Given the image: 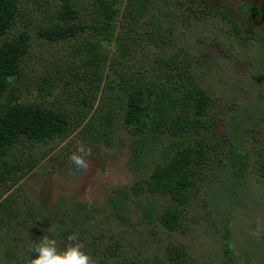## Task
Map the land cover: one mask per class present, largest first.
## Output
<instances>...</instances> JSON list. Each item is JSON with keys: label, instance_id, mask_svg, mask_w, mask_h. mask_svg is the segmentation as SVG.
Listing matches in <instances>:
<instances>
[{"label": "trees", "instance_id": "1", "mask_svg": "<svg viewBox=\"0 0 264 264\" xmlns=\"http://www.w3.org/2000/svg\"><path fill=\"white\" fill-rule=\"evenodd\" d=\"M23 1L0 0V264H28L30 245L41 235H54L63 245L73 232L79 234L94 264H208L174 239L159 252L141 254L133 235H125L126 228L106 229L97 224L99 217L93 216L91 206L72 198L63 209L40 219V208L18 182L34 161L22 163L10 157L19 144L45 145L64 138L70 127L95 144L108 145L123 123L130 135L128 167L135 178L128 189H112L108 215L129 223V215L136 211L138 223L145 224L151 236L159 228L190 231L195 226L190 219L200 204L196 201L204 202L201 176L207 164L227 163L238 180L248 170L249 144L257 148L250 171L264 181V144L259 143L264 131L252 129L250 136L241 137L232 121L237 101H227L226 110H216L188 45L181 48L182 55L165 53V46L181 37L163 29L162 23L180 15L184 7L192 15L180 16L182 22L194 18L228 34L231 30L235 43L252 35L241 30L221 0H57L55 9H43L42 18L37 17L35 31L46 43L71 46L68 53H75V61L53 56L52 67L66 75L42 74L36 93L24 98L21 83L32 36ZM217 18L230 27L215 23ZM18 19L22 28L12 32ZM204 34L205 41L210 36ZM211 37L209 42L214 41ZM201 62L203 57L197 63ZM112 73V79H104ZM104 80L110 87L100 86ZM66 87L68 98L76 97L75 111L67 110L60 100L56 106L45 102L56 88ZM114 91L116 103L107 100ZM96 99V110L84 119ZM169 136L172 139H165ZM104 219L108 221L106 214ZM129 224L133 233H140L134 222ZM225 230L222 245L230 264L233 248Z\"/></svg>", "mask_w": 264, "mask_h": 264}, {"label": "rangeland", "instance_id": "2", "mask_svg": "<svg viewBox=\"0 0 264 264\" xmlns=\"http://www.w3.org/2000/svg\"><path fill=\"white\" fill-rule=\"evenodd\" d=\"M221 1L238 20L241 30L249 36L252 35L251 38L248 37L242 43L239 41L235 43L232 41L231 30L228 34L210 22L202 23L201 20L194 18L182 22L180 16L189 18L192 15L189 9L182 7L183 10L180 8L178 11L180 15H171L162 23L163 29L170 28L176 37H181L180 40H173L171 44L165 46V53L168 56L174 53L182 55L181 48L188 45L195 55L193 64L200 69L202 86L206 87L213 98L216 110L225 108L224 103L227 101L232 99L237 101L232 121L236 123L234 128L240 131L239 134L242 135L240 136L246 138L251 135L252 129L264 131V0ZM23 3L24 12L31 23L28 30L32 36V46L24 66L26 74L23 76L21 89L24 98L26 96L31 98L36 93L35 88L39 85L42 74L49 71L57 78L62 74L66 75V71L61 70L59 75L58 68L52 67V57L59 59L68 57L73 61L72 55L75 53L72 55L68 53L71 46L46 43L36 34L34 22L38 21L37 17L42 18L43 9H55L58 5L57 0H24ZM195 11L199 13L198 10ZM216 20L215 23L221 27H230L229 23L218 18ZM20 22L23 21L18 19L12 32L14 29L22 28ZM187 23L189 25L186 26ZM205 32L210 37L204 41L203 35H207ZM198 35L202 36L201 40H197ZM224 35L229 36L228 39L232 43L227 42ZM211 36L214 41L209 42ZM215 39L220 41L218 45ZM226 49H230V52L225 55ZM202 57L203 62L198 64ZM44 67L48 70L46 71ZM113 76L112 73L104 79L110 80ZM105 80L100 86L110 87ZM68 89L66 87L61 91L56 88L45 102L50 106H56L60 100L67 110L75 111L74 103L77 100L75 95H72L71 99L68 98L66 94L69 92ZM107 100L115 101L116 92L114 91ZM98 102V99L94 101L84 119L93 115ZM165 139L170 140L172 137ZM129 140L130 135L123 123L118 124L108 145L103 142L95 144L87 134L82 137L70 127L64 138H57L45 145L31 147L28 143L19 144L10 158L22 163L34 161L33 167L28 169L18 182L40 208V219L45 215L51 216L55 209H63L65 201L72 198L81 204L91 206L93 216L99 217L97 224L103 225L106 229L126 228L125 235L128 233L133 235L131 239L139 247L141 254L150 255L153 250L159 252L169 240L174 239L179 244L186 245L192 255L204 257L208 264L228 263L222 245L227 228L229 242L233 248L230 264H264V181L257 180L250 171L252 156L257 148L246 144L250 149L251 159L247 164V173L238 180L227 163L220 165L214 160L204 167L201 176L204 179L202 190L204 202H201V199L196 201L204 205L199 204L197 213L190 219L192 225H195L190 231L186 230L184 234L181 231L171 233L159 228L155 236H151L145 231L146 225L138 223L139 216L134 210L133 203L130 204V208L135 212H131L128 220L129 223L136 224L140 233H133L128 222L108 215L107 197L110 196L112 189L114 187L128 189L135 178L128 167L131 150ZM260 140V145L264 144V137ZM79 146H85L92 151L88 158L89 167L86 170L69 172L71 168L69 156ZM104 214L108 217L107 222ZM248 259L250 263H245L244 260Z\"/></svg>", "mask_w": 264, "mask_h": 264}, {"label": "clouds", "instance_id": "3", "mask_svg": "<svg viewBox=\"0 0 264 264\" xmlns=\"http://www.w3.org/2000/svg\"><path fill=\"white\" fill-rule=\"evenodd\" d=\"M90 148L77 147L69 156L71 169L86 170L89 167ZM32 256L28 264H94L78 233H70L61 245L54 235L43 234L30 245Z\"/></svg>", "mask_w": 264, "mask_h": 264}]
</instances>
